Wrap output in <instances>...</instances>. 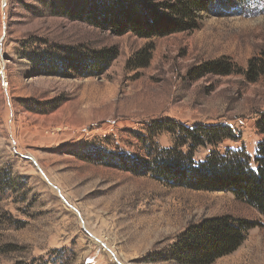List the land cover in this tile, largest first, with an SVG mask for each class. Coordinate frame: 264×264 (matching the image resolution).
Instances as JSON below:
<instances>
[{
	"label": "rangeland",
	"instance_id": "374dc122",
	"mask_svg": "<svg viewBox=\"0 0 264 264\" xmlns=\"http://www.w3.org/2000/svg\"><path fill=\"white\" fill-rule=\"evenodd\" d=\"M82 1L0 0V264H181L167 259L178 236L222 215L257 225L210 264H264V215L234 193L171 186L106 163L108 153L145 158L149 144L174 146L170 132L154 136L168 119L229 125L241 139L216 149L256 154L264 0L218 2L197 28L163 37L140 36L129 21L121 33L99 16L91 23ZM151 1L161 11L168 0ZM128 4L115 0L122 12ZM91 49L116 57L90 76L76 57L68 76L46 73L40 59ZM212 149L198 147L196 159Z\"/></svg>",
	"mask_w": 264,
	"mask_h": 264
},
{
	"label": "trees",
	"instance_id": "16d2710c",
	"mask_svg": "<svg viewBox=\"0 0 264 264\" xmlns=\"http://www.w3.org/2000/svg\"><path fill=\"white\" fill-rule=\"evenodd\" d=\"M58 0H52L56 4ZM63 6H70L68 0H60ZM125 12L118 10L115 0H83L77 7L92 23L99 16L115 27L118 33L129 29L140 36H166L184 32L198 27L201 13L209 12L216 3H239L241 0H168L160 4L161 11L151 0H128ZM82 16V15H80ZM98 18V17H97ZM134 18V19H133ZM131 23V24H130ZM124 29V30H123ZM128 29V30H129ZM61 54L53 50L50 56H41L45 64L44 71L53 75L68 76L66 65L71 59L80 64L79 73L90 76L105 69L116 56L112 50H89L87 52L64 50ZM205 68L222 73H230L228 63L209 62ZM257 65L250 61L249 77L258 76ZM264 73V63L260 68ZM258 124L264 128V115ZM160 132H170L175 138L172 147L163 148L155 142L150 145L148 156H116L108 153L106 163L138 175H150L171 186L186 187L205 191H230L237 198L255 207L264 215V138L258 143L256 154L252 156L245 146L216 149L225 140H240L229 125L189 126L176 121L161 120ZM154 139V138H153ZM212 147L210 153L202 160L196 159L198 147ZM249 220L233 218L229 215L204 219L198 224L189 225L179 236L170 250L167 259L181 264H210L217 258L235 251L243 242L246 232L256 226Z\"/></svg>",
	"mask_w": 264,
	"mask_h": 264
}]
</instances>
